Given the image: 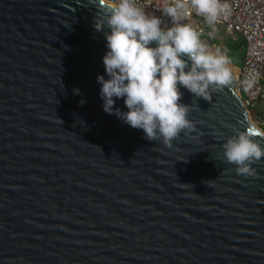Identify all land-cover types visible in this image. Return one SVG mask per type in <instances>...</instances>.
Segmentation results:
<instances>
[{
  "label": "water",
  "instance_id": "water-1",
  "mask_svg": "<svg viewBox=\"0 0 264 264\" xmlns=\"http://www.w3.org/2000/svg\"><path fill=\"white\" fill-rule=\"evenodd\" d=\"M102 8L0 0V264H264V157L223 159L255 125L235 75L210 101L178 86L195 130L145 139L102 107Z\"/></svg>",
  "mask_w": 264,
  "mask_h": 264
},
{
  "label": "clouds",
  "instance_id": "clouds-1",
  "mask_svg": "<svg viewBox=\"0 0 264 264\" xmlns=\"http://www.w3.org/2000/svg\"><path fill=\"white\" fill-rule=\"evenodd\" d=\"M100 4L103 8L94 26L104 33L108 49L103 56L107 79L97 77L103 110L143 130L145 139L162 140L171 147L183 130H195L188 118L191 105L180 102L178 86L210 101V86L233 83L227 52L201 39L202 33L186 22L188 10L213 26L208 33L212 37L216 21L230 14V5L227 0H188L187 4L184 0H166L157 16L148 14L137 0H100ZM255 83L252 73L240 82L245 90ZM75 91L79 93V89ZM117 99L124 100L127 111L115 107ZM254 136H264V130L250 125L223 144V159L236 165L238 174L253 175L250 164L264 157V141L254 140Z\"/></svg>",
  "mask_w": 264,
  "mask_h": 264
},
{
  "label": "built area",
  "instance_id": "built-area-1",
  "mask_svg": "<svg viewBox=\"0 0 264 264\" xmlns=\"http://www.w3.org/2000/svg\"><path fill=\"white\" fill-rule=\"evenodd\" d=\"M187 4L188 0H184ZM231 12L221 15L216 21L224 26L225 34L232 39L242 37L244 39V54L242 63L237 65L236 92L246 107L253 123L264 130V0H227ZM166 0H137L138 6L148 14H161L160 9ZM166 24L170 23L163 18ZM186 22H191L193 27L202 33L201 39L212 45V39L223 38L215 33L209 37L211 30L205 27L203 18L197 16L191 9L188 10ZM216 47H219L216 46ZM256 76V83L250 90H245L240 82L249 74Z\"/></svg>",
  "mask_w": 264,
  "mask_h": 264
},
{
  "label": "rangeland",
  "instance_id": "rangeland-1",
  "mask_svg": "<svg viewBox=\"0 0 264 264\" xmlns=\"http://www.w3.org/2000/svg\"><path fill=\"white\" fill-rule=\"evenodd\" d=\"M205 27L212 31L213 26H209L205 23ZM214 27L216 29L215 34L223 38V44L221 45V40L219 39H212V45H219L222 50H225L231 59L230 67H237L238 64L242 63V58L244 54V39L242 37L232 39L231 37L227 36L225 34L224 26L219 23H215Z\"/></svg>",
  "mask_w": 264,
  "mask_h": 264
},
{
  "label": "bare ground",
  "instance_id": "bare-ground-1",
  "mask_svg": "<svg viewBox=\"0 0 264 264\" xmlns=\"http://www.w3.org/2000/svg\"><path fill=\"white\" fill-rule=\"evenodd\" d=\"M213 48H215L216 46H212ZM232 69V72H233V74H237V67H233V68H231ZM255 124V123H254ZM256 125V124H255ZM257 126V128H259V126L258 125H256ZM260 129V128H259ZM262 130V129H261Z\"/></svg>",
  "mask_w": 264,
  "mask_h": 264
}]
</instances>
